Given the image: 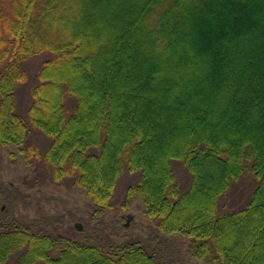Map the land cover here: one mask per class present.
<instances>
[{"label":"trees","instance_id":"1","mask_svg":"<svg viewBox=\"0 0 264 264\" xmlns=\"http://www.w3.org/2000/svg\"><path fill=\"white\" fill-rule=\"evenodd\" d=\"M43 53L50 58L38 70L28 117L51 140L44 161L56 182L75 177L99 216L114 209L126 166L140 178L123 209L142 197L158 232L190 240V256L207 264H264V142L252 130H264V0H0V148L15 146L28 165L40 153L15 98L28 80L22 64ZM136 64L162 72L135 83ZM172 89L170 109L179 113L161 133L178 139L163 138L153 153L149 131L155 117L167 118ZM220 115L244 125L246 136L219 135L212 120ZM173 161L191 176L185 192ZM246 173L256 181L249 202L224 210L220 200ZM13 257L12 264H166L140 242L83 244L0 228V264Z\"/></svg>","mask_w":264,"mask_h":264},{"label":"rangeland","instance_id":"2","mask_svg":"<svg viewBox=\"0 0 264 264\" xmlns=\"http://www.w3.org/2000/svg\"><path fill=\"white\" fill-rule=\"evenodd\" d=\"M49 58L50 53H43L22 64V68L28 74V80L20 85L16 91L15 108L17 114L29 123L28 142L38 147L40 158L33 159L28 165L24 156L18 153L15 146L8 145L0 148V228L24 226L32 233L39 232L66 237L83 244L107 245L113 243L116 246L125 242H140L148 251L156 253L166 264H207L190 256L188 253L190 240L178 234L167 236L158 232L156 222L144 213L145 204L142 197H138L129 209L125 210L122 208L126 191L131 185L138 182L139 173L131 174L127 167L124 166L123 173L117 181L113 197L115 207L99 216L94 214V206L87 197L86 191L75 184V177L65 178L61 182H56L53 179L52 169L44 161V156L51 140L39 129L35 128L28 117V108L32 101L31 89L37 83L36 76L42 63ZM5 64L1 66L0 70L4 68ZM148 70L149 73L147 72V74L142 65L136 64L132 71L133 75L136 76V80L134 79L135 83L147 80H149V83L150 81L153 82L157 80L156 77L162 72L158 68ZM118 77L116 76V80L119 79ZM124 81V78L121 79L122 83ZM97 92L96 94H98ZM89 93L93 99L94 93L92 91ZM176 93L177 90L172 89L167 98V106L169 108L163 114L167 115V118L166 116L158 115L153 120L155 124H153L148 136L152 141L153 153L161 151L163 138L170 142L172 138L178 139V134L174 132L161 133L162 129L163 131L171 130L169 124H173L174 120L177 119L174 115L178 111L173 112L170 109V103L175 100L174 95ZM154 95L159 97L157 89L155 93L151 94V98ZM195 95L198 96V94ZM192 99L194 100L195 98ZM192 99L190 100L193 104ZM66 102L69 109L75 105L74 101L69 103L70 101L66 100ZM119 107L121 106L119 105ZM215 109L210 110L211 113L213 111V116H215L214 114L217 110ZM181 111L183 112V110ZM189 112V110L184 112L186 113L187 121ZM197 117L198 114L192 113L191 119ZM212 121L216 122L215 125L217 127L215 129L217 128L219 135L236 139L246 136V134H243L244 125L233 124V122L226 123L221 115L218 118L214 117ZM221 121L224 122L223 125ZM151 123L149 119V127H152ZM145 130L142 129V132L145 133ZM252 130L258 132L257 135L255 134L256 136H253L264 142V130L258 127H253ZM253 136L250 137L254 139ZM12 153H15L14 157H11ZM172 168L180 183L181 192H185L190 185V174L178 161H173ZM210 174L217 175L218 170L216 169L213 173L212 171L207 172V176ZM255 182L248 173L244 174L220 200L221 207L224 210L232 211L242 209L249 202L256 188ZM77 223L82 225L81 231L76 229L75 225ZM53 255L57 256L58 254L53 252ZM14 260L13 257L12 261L6 264H12Z\"/></svg>","mask_w":264,"mask_h":264},{"label":"water","instance_id":"3","mask_svg":"<svg viewBox=\"0 0 264 264\" xmlns=\"http://www.w3.org/2000/svg\"><path fill=\"white\" fill-rule=\"evenodd\" d=\"M75 227H76V229H78L79 231H81V230H82V225H81V224H79V223H77V224L75 225Z\"/></svg>","mask_w":264,"mask_h":264}]
</instances>
